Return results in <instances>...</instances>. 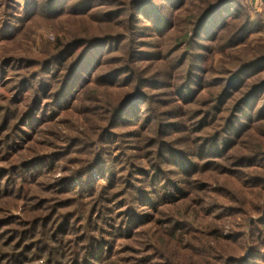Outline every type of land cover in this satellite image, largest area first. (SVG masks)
I'll list each match as a JSON object with an SVG mask.
<instances>
[{
    "label": "trees",
    "instance_id": "obj_1",
    "mask_svg": "<svg viewBox=\"0 0 264 264\" xmlns=\"http://www.w3.org/2000/svg\"><path fill=\"white\" fill-rule=\"evenodd\" d=\"M263 11L264 0H0V47L37 18L92 14L123 31L77 39L43 61L1 60L0 88L16 82L10 99L0 95V214H11L0 219V264H126L117 247L134 239L142 243L125 253L142 264H182L181 248L187 264H264V202L254 217L193 199L209 188L208 174L264 190V44L242 55L264 29ZM225 53L217 71L209 67ZM92 84L131 92L98 135L80 133L65 151L23 160ZM92 144L93 160H72L79 170L55 177L59 161L91 156ZM223 196L234 203L230 190ZM178 205L187 214H171ZM19 206L22 216H12ZM196 207L215 223L242 221L229 235L206 232L193 221ZM150 224L175 243L168 253L144 230Z\"/></svg>",
    "mask_w": 264,
    "mask_h": 264
},
{
    "label": "rangeland",
    "instance_id": "obj_2",
    "mask_svg": "<svg viewBox=\"0 0 264 264\" xmlns=\"http://www.w3.org/2000/svg\"><path fill=\"white\" fill-rule=\"evenodd\" d=\"M123 3H129L131 0H120ZM198 3L199 0H195ZM94 13V12H93ZM187 14H184L186 16ZM189 16V15H188ZM261 22L264 19V11L261 15ZM98 19L96 16L92 14L84 16V17H65L60 16L55 20H47L44 18H37L36 20H29L26 28L20 34L18 38H16L12 42H7L2 44L0 47V62L8 57H14L17 59L23 60H35V61H43L49 55L55 56L59 53V50L62 48L61 46L64 44L72 43L77 41V39H88V38H103L109 34H115L117 32H121L122 28L114 27L112 25H102L98 23ZM123 21V20H122ZM175 36H180L181 33L177 30L175 31ZM59 42V45H58ZM264 44V29L257 31L252 34L247 39V44L245 48H243L242 55H248L249 58L254 57L252 52H254L255 48L259 45ZM59 47H61L59 49ZM241 51V52H242ZM240 52V53H241ZM230 53H225L222 55L216 54L214 62H210L208 65L212 67L214 71L218 70L219 56H223L226 58ZM222 58V57H221ZM224 60V58H223ZM150 63L145 62L140 64V70L142 68H147L151 65ZM12 78V75L8 76V79ZM13 82V83H12ZM16 79H12L11 81L5 83V85L0 88V95L7 96L10 99L13 93L9 92L10 88H13ZM131 92L130 88H100L94 86L92 84L91 87H88L84 92L81 91L78 95V98L74 100V103L70 109L65 112L61 111L58 115V118L53 122L50 129H47V133L50 135L37 136L32 143H29L26 146L25 152L22 154L24 156L22 159H32L37 155H45L50 154L51 152H58L59 150H66L69 145L67 138L78 136V134H88L89 136L98 135L100 133V128H104L108 125L109 117L111 109H115V107L126 98L128 93ZM81 94V98H80ZM88 121V124L86 123ZM53 127V128H52ZM263 143V152H264V139ZM78 148H82L79 146ZM86 149V148H85ZM63 152V151H62ZM84 154H73L68 157V159H63L59 161V166L56 168L55 177L66 175H72L74 172L79 170L81 164H85L87 160H93L96 157V154L99 152V146L90 145V152H92L91 156H87L88 152L83 151ZM121 152V151H119ZM114 151L115 155H119L120 153ZM142 154V152H133L131 150L126 151V154L134 156L136 154ZM94 155V156H93ZM82 160L81 164H73L72 160ZM144 163V161H143ZM63 169L68 170L66 173H63ZM98 176L94 174V179L96 180ZM200 181L201 177H196ZM205 179L203 184H207L209 188L207 191L201 193V198L198 199L194 196V200L196 202H200L202 200L203 203H206V207L209 204H222L227 208H231L234 211H244L248 215L257 217L256 214L259 206L263 204L264 200V190L262 188H250L244 184L243 181L238 180L236 177H232L229 175H211L208 174L204 177ZM264 186V185H263ZM230 190L233 192V196L230 198L234 203H228V200L224 198V190ZM68 197H63L66 199ZM236 201H235V200ZM4 204V203H3ZM2 204H0L1 206ZM179 207L175 209H171L170 213H186L184 207L178 205ZM22 207H17L12 213V216L21 217L22 216ZM197 211H194L195 219L193 221L196 222V226L199 227L203 231H216L220 230V235H229L230 230L235 229L234 226L239 224L242 221L240 216L232 217L230 219H224L220 223H215L211 218L206 217L205 212L199 211L201 208H194ZM117 211V210H116ZM259 212V210H258ZM119 214V213H118ZM187 214V213H186ZM11 215V214H10ZM10 215L0 214V219H5ZM117 218L115 213L114 215ZM192 219V218H191ZM144 230L153 238V242L157 243V245L162 249V251L168 253V244L174 246L175 243H169L163 232L153 226V224L147 225L144 227ZM196 237V236H195ZM192 236V238H195ZM200 239L203 236H197ZM191 238H188L187 243L190 242ZM193 240V239H192ZM206 242L208 239H204ZM212 240V239H211ZM137 243H142L140 239H134L132 241H120L117 249L121 251L120 257L123 258L126 264H142L139 262L141 257L136 255L135 253H125L128 246H135ZM194 243V241H193ZM195 244V243H194ZM229 246V254H238L237 248ZM226 248V246H225ZM224 248V251H225ZM171 253V251H170ZM178 254L182 255L181 260H183L182 264H187L192 260L190 253L187 255L186 250L183 248L178 249ZM161 261H152L150 264H161ZM35 264H42L41 261L36 262Z\"/></svg>",
    "mask_w": 264,
    "mask_h": 264
},
{
    "label": "crops",
    "instance_id": "obj_3",
    "mask_svg": "<svg viewBox=\"0 0 264 264\" xmlns=\"http://www.w3.org/2000/svg\"><path fill=\"white\" fill-rule=\"evenodd\" d=\"M262 24L264 25V19H263V21H262Z\"/></svg>",
    "mask_w": 264,
    "mask_h": 264
}]
</instances>
